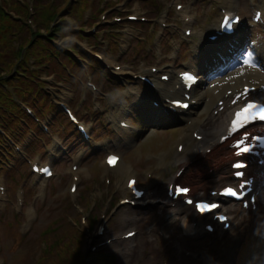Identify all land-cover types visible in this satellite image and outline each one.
<instances>
[{
	"label": "rangeland",
	"instance_id": "rangeland-1",
	"mask_svg": "<svg viewBox=\"0 0 264 264\" xmlns=\"http://www.w3.org/2000/svg\"><path fill=\"white\" fill-rule=\"evenodd\" d=\"M103 0H97V3L92 2V0H74L71 2V0L66 1L65 3H61L59 5H56L54 3H44L43 1H39L37 4L40 5L37 8V12H39V18L36 20V25L35 29H32V34H30L27 37L22 38V50L18 56V58L15 61V64H20V67H18V71H31L35 69H39L43 66V64L40 62V59L44 61L45 64H47L52 72H61L64 71L66 75L68 76L67 70H70V65L74 64L73 58L65 51L71 50L75 51L77 54L80 51L76 49L73 46H69L65 49H61L60 46H57L56 44L53 43L54 39L56 37H62L63 36V30L60 28V26H57L55 28V31L50 37H47L46 34L49 33L51 30V25L54 21L57 19L61 22H68L70 20H75V21H80L84 19V15L86 12L91 10L92 12L96 10V4L99 6V4L102 3ZM184 4H187L188 0H180ZM44 7L45 10L42 11L41 7ZM165 7L167 9H170L171 15L172 16H178L177 10L174 9V0H168ZM20 8V4H15L9 7V9L13 10L17 16H22L24 17L26 13H20L18 10ZM64 12H67L65 15H63ZM60 24V23H59ZM55 25H57V22H55ZM33 27V26H32ZM153 33V32H152ZM152 33H148V37L146 38V42H149L150 36H152ZM164 36L163 38H155V44L160 43L161 46H163L162 51L168 52V45L171 42L172 37L175 36V33L171 31H164ZM78 38L83 39V37L80 34L76 35ZM118 40V38H116ZM114 42H117L114 40ZM6 46L10 47L12 46V41L9 40L6 42ZM259 48L262 54H264V44H259ZM129 49H136L137 50V55L135 56L130 52V57L132 59H137L141 55L140 49H137V46L133 44L132 46H129ZM65 50V51H63ZM153 62L147 61L146 64L147 66ZM15 68V67H14ZM13 68V70H14ZM20 75L27 77V75L20 73ZM73 74V73H72ZM14 74H8V70H0V82L1 85L5 81L13 79ZM69 77V76H68ZM73 78H75V75L73 74ZM13 81L9 82V85H13ZM18 83H20L18 81ZM25 83V82H22ZM29 83L31 84V80H29ZM32 85V84H31ZM20 92H14L13 94L18 95ZM4 99L6 100L7 94L2 92ZM174 135V134H173ZM174 148V147H173ZM28 177V172L27 170L24 171L19 177L16 179H27ZM1 179V177H0ZM22 182L19 183L21 185ZM95 186L94 184L90 185L88 190L87 188L82 192V196L78 199V202L81 204V206H87L89 207V197H88V192L91 191ZM88 191V192H87ZM26 198H31V192L28 191L25 194ZM53 213H58L59 212V207L55 208H50L49 209ZM35 213H36V223L40 224V227L37 229V232H44L48 230L53 229V223L57 221H63L66 224H68L70 227L74 228L75 230H78L81 226L79 220L74 214H71L69 212L63 213L62 215H56V214H51L49 211H45L43 215L38 211V208L35 206ZM3 217V214L0 213V219ZM11 220V218H10ZM61 230H70V228L65 227V228H57ZM56 229V230H57ZM3 234H6L4 227H3ZM76 234H73L72 237H69L66 241L65 244L66 246L72 245L73 239H75ZM48 247V245H45ZM85 246H81L80 248L71 250L68 248L67 252L63 251L59 254H57L55 257L52 258L50 261H45L42 262V264H80L79 261L81 259V256L79 257L78 253L76 251H80L83 254L82 249H84ZM215 255H221V253L216 252ZM9 264L12 262V264H28L29 262L33 264H38L35 262V259L32 257H28V255H24L23 257L19 258H9L7 261Z\"/></svg>",
	"mask_w": 264,
	"mask_h": 264
},
{
	"label": "bare ground",
	"instance_id": "bare-ground-1",
	"mask_svg": "<svg viewBox=\"0 0 264 264\" xmlns=\"http://www.w3.org/2000/svg\"><path fill=\"white\" fill-rule=\"evenodd\" d=\"M218 28L219 26L217 25V26L211 27L210 30L213 31V30H217ZM226 89H232V87H228V86L223 87V89L219 93L210 95L211 99L209 102L206 103L204 111L202 112V114H205V118L203 119V121H196V123L193 125L203 132V134L205 135L206 141H211L213 137L217 135L220 132V130L223 128V125H224L223 118L222 117L217 118L215 116H211V113H212V107L217 103L219 98L223 97ZM210 92L211 91H209L206 95H208ZM203 102L204 101H202L201 103ZM208 109L211 110L209 111V113H208ZM187 119L190 120V118H187ZM194 122L195 121L193 120L188 125L190 129H192V124ZM180 141H183V137H182V140ZM207 144L209 147L211 146V143H207ZM199 150H200V145L196 143L194 140L187 137L186 147L183 148V151L180 154H176V150H175V154H174L175 162L176 163L181 162L180 163L181 166L186 163H189L190 161H193L194 159L198 158L199 155H201Z\"/></svg>",
	"mask_w": 264,
	"mask_h": 264
},
{
	"label": "snow or ice",
	"instance_id": "snow-or-ice-1",
	"mask_svg": "<svg viewBox=\"0 0 264 264\" xmlns=\"http://www.w3.org/2000/svg\"><path fill=\"white\" fill-rule=\"evenodd\" d=\"M251 107H252V105L249 104L248 108H251ZM247 110L248 109L246 108L244 111L247 112ZM237 115L240 116V115H242V113H238ZM259 118L264 120V109L261 110V114H260ZM243 151H250V149L244 148ZM243 166L244 165L240 164V163H237L236 165H234V167H243ZM237 175H242V173H237ZM180 191H181V193H186L187 189H182ZM226 194L233 195V196L237 195V193L234 190H232V189H227L226 190ZM189 203H191V201H189ZM214 207H215V205H198L197 206L198 210L201 211V212L211 211Z\"/></svg>",
	"mask_w": 264,
	"mask_h": 264
}]
</instances>
